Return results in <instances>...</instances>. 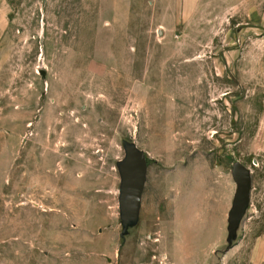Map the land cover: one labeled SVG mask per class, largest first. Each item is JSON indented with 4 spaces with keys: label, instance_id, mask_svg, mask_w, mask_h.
Listing matches in <instances>:
<instances>
[{
    "label": "rangeland",
    "instance_id": "rangeland-1",
    "mask_svg": "<svg viewBox=\"0 0 264 264\" xmlns=\"http://www.w3.org/2000/svg\"><path fill=\"white\" fill-rule=\"evenodd\" d=\"M0 264H264V0H0Z\"/></svg>",
    "mask_w": 264,
    "mask_h": 264
},
{
    "label": "water",
    "instance_id": "water-1",
    "mask_svg": "<svg viewBox=\"0 0 264 264\" xmlns=\"http://www.w3.org/2000/svg\"><path fill=\"white\" fill-rule=\"evenodd\" d=\"M147 162L143 152L136 147L127 148V158L121 167L123 178L121 201H127L130 211H136L146 180ZM232 176L236 184V193L233 200L229 219L240 213V206L245 204L250 194L249 170L239 162L232 166Z\"/></svg>",
    "mask_w": 264,
    "mask_h": 264
}]
</instances>
